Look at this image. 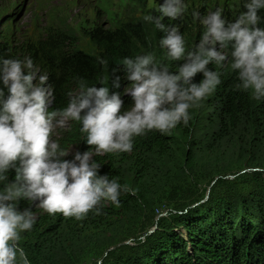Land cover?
Wrapping results in <instances>:
<instances>
[{"label": "clouds", "instance_id": "9594fccd", "mask_svg": "<svg viewBox=\"0 0 264 264\" xmlns=\"http://www.w3.org/2000/svg\"><path fill=\"white\" fill-rule=\"evenodd\" d=\"M243 7L232 21L221 7L204 15L192 11L203 31L191 48L179 25L164 23L165 18L182 20L188 0H163L158 15H143L144 22L165 34L159 40L165 59L181 63L173 71L155 52L124 57L119 64L130 82L124 88L133 102L128 108L120 93L110 94L104 77L98 82L102 87L78 79L67 92L66 106L49 111L55 101L49 75L31 57H0V264H31L20 242L22 234L34 230L38 214L83 220L89 213L102 214L107 203L120 207L122 194L135 195L118 178L100 175L95 157L131 153L137 137L153 131L170 135L180 125L187 127L192 110L221 85L220 69L236 73L238 88L257 101L264 99V27H259L264 0H244ZM98 61L107 71L108 61ZM113 87H121L119 75ZM72 123L92 147L67 160L72 147L62 146L57 137ZM22 200L29 207L20 211Z\"/></svg>", "mask_w": 264, "mask_h": 264}, {"label": "trees", "instance_id": "16d2710c", "mask_svg": "<svg viewBox=\"0 0 264 264\" xmlns=\"http://www.w3.org/2000/svg\"><path fill=\"white\" fill-rule=\"evenodd\" d=\"M161 34L165 35L152 24L131 19L103 37L90 34V45L85 50L69 52L63 35L50 34L46 42L29 44L27 57L51 71L55 110L66 106L67 92L76 88L81 78L102 87L98 82L108 77L110 94H121L129 82L123 79L120 61L142 54L147 46L156 48ZM7 53L0 48V57L10 58ZM98 58L108 61L107 71ZM209 67L215 70L213 65ZM113 69L117 70L115 74ZM220 71L221 85L192 110L187 127L180 125L170 135L153 131L137 137L131 155L120 153V157H111L106 166L101 165L100 175L118 178L136 194H122L120 207L107 203L102 214L89 213L83 222L93 229L110 231L120 220H130L141 209H151L160 196L175 202L177 196L170 193L181 191L178 183L185 178L209 171L206 179L214 181L216 176L227 177L235 168H263L264 99L257 101L248 91L238 88L237 75L230 69ZM115 75L121 77L119 89L113 87ZM196 79L199 81L201 76ZM14 179L12 171L9 181ZM27 207L26 201H20V211ZM70 219L59 213L38 216L34 230L22 234L20 245L31 264H57L66 256L68 246L74 245L63 235ZM148 242V250L131 257L119 256L115 264H264V187L248 193L235 191L231 199L212 198L168 214Z\"/></svg>", "mask_w": 264, "mask_h": 264}, {"label": "rangeland", "instance_id": "374dc122", "mask_svg": "<svg viewBox=\"0 0 264 264\" xmlns=\"http://www.w3.org/2000/svg\"><path fill=\"white\" fill-rule=\"evenodd\" d=\"M162 3L163 0H0V48L3 47L10 58L22 59L29 54V44L46 42L50 34H61L65 37L63 40L66 42L67 51L85 50L90 45V34L99 33V36L103 37L131 19L138 21L145 14L158 15L156 9ZM188 4L189 12L182 20L169 21L165 18L164 22L180 26L189 48L199 41L203 31L198 22H193L192 11H199L204 15L221 7L230 21L245 11L244 0H188ZM161 38L162 34L155 43L156 48L147 46L144 52H156L158 58L166 60L164 50L159 47ZM169 63L170 68L175 71L181 62ZM40 68L49 75V82L54 85L51 71L48 72L46 67ZM58 77H55L56 83ZM121 97L125 108L132 105L131 97L124 95V90ZM52 106L49 111L53 109ZM78 127L72 123L57 137L62 146L72 147L70 155L64 159H73L76 151L83 153L91 150L92 146H85L84 140L80 139ZM115 156L121 155L104 154L95 159L106 166L111 157ZM208 173L209 171H204L178 183L182 190L170 193L177 196L175 202L160 196L151 209H141L134 218L120 220L110 231H99L89 226L88 222L71 218L63 235L66 239L74 241V245L68 246L66 256L57 264H115L119 256L131 257L148 250V237L156 231L157 224L168 214L174 215L188 205L192 207L204 204L212 198L231 199L235 191L244 190L248 193L264 187V166L258 170L248 167L235 168L227 177L216 176L214 181L206 179ZM220 181H223L225 187ZM172 199L175 197L172 196ZM43 215L48 214H38Z\"/></svg>", "mask_w": 264, "mask_h": 264}]
</instances>
